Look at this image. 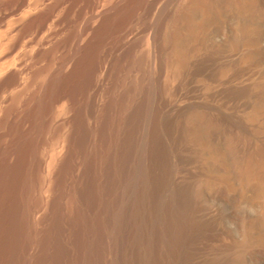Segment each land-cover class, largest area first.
<instances>
[{"label":"rangeland","instance_id":"1","mask_svg":"<svg viewBox=\"0 0 264 264\" xmlns=\"http://www.w3.org/2000/svg\"><path fill=\"white\" fill-rule=\"evenodd\" d=\"M100 1L103 8L114 12L128 0ZM80 2L0 0L1 164L7 163L4 146L12 138L11 121L28 125V118H23L42 72L59 67L57 62L74 54L67 38L89 15ZM184 19L187 25L181 27L179 22ZM120 34L97 92L89 91L88 98L70 96L55 109L52 123L36 143L34 167H46L52 158L68 153L77 119L89 102L93 105L87 115L95 134L98 131L96 138L100 140L108 120H116L120 126L115 144L118 159L127 161L125 154L142 117L145 88L151 83L149 76L159 74L167 99L160 107L178 117L177 122L195 117L199 130L198 136L187 135L200 152L190 165L196 174L193 188L199 217L209 215L218 231L204 239V258L217 259L224 250L229 264H264V0H148ZM177 53L187 55L186 74L175 68ZM69 70H75L74 63ZM154 109L153 121L158 115ZM222 115L247 126L235 131L240 134L234 136L237 141L240 138V146L236 138L231 140L233 135L215 136L216 120ZM61 127L64 142L57 138ZM148 130L146 140L151 144L157 125ZM4 166L0 180L10 181L15 167L11 162Z\"/></svg>","mask_w":264,"mask_h":264},{"label":"bare ground","instance_id":"2","mask_svg":"<svg viewBox=\"0 0 264 264\" xmlns=\"http://www.w3.org/2000/svg\"><path fill=\"white\" fill-rule=\"evenodd\" d=\"M80 1L89 15L66 37L74 54L70 51L57 62L59 67L42 72L23 118L29 120L27 127L15 120L9 126L12 138L4 146V164L11 162L15 169L12 180H0V264H229L224 250L217 259L204 258V239L217 228L209 215L199 217L193 188L196 174L190 165L200 152L187 135L198 136L199 130L195 117L177 122L178 117L160 107L167 99L159 74L149 76L135 140L124 153L127 161L118 159L115 147L120 126L108 120L98 141L87 115L93 103L87 101L71 144L67 141L68 153L52 158L46 167H34L36 143L52 123L55 109L70 96L88 98L89 91L97 92L118 36L148 0H128L116 12L103 8L100 0ZM179 24L187 25L185 19ZM187 59L177 53L175 68L185 73ZM160 69L162 74L164 67ZM154 108L158 115L153 121ZM216 121L215 136L233 135L235 142L240 136L234 137L235 131L247 127L223 115ZM154 123L155 141L149 144L146 135ZM63 134L61 127L58 141L64 142ZM4 164L0 162V175L5 173Z\"/></svg>","mask_w":264,"mask_h":264}]
</instances>
